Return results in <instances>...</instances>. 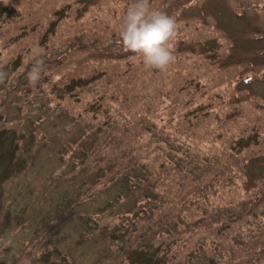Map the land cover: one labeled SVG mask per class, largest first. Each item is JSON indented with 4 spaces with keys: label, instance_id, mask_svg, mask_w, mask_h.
Here are the masks:
<instances>
[{
    "label": "rangeland",
    "instance_id": "obj_1",
    "mask_svg": "<svg viewBox=\"0 0 264 264\" xmlns=\"http://www.w3.org/2000/svg\"><path fill=\"white\" fill-rule=\"evenodd\" d=\"M133 2L0 0V264H264V0H150L166 71Z\"/></svg>",
    "mask_w": 264,
    "mask_h": 264
},
{
    "label": "clouds",
    "instance_id": "obj_2",
    "mask_svg": "<svg viewBox=\"0 0 264 264\" xmlns=\"http://www.w3.org/2000/svg\"><path fill=\"white\" fill-rule=\"evenodd\" d=\"M119 35L123 46L141 55L149 68L166 71L175 62L171 43L176 35L175 21L165 12L153 9L150 0H134L126 11ZM32 52L36 59L26 74L29 84L35 86L44 70L45 49L37 46ZM7 75L0 69V83L5 82Z\"/></svg>",
    "mask_w": 264,
    "mask_h": 264
},
{
    "label": "trees",
    "instance_id": "obj_3",
    "mask_svg": "<svg viewBox=\"0 0 264 264\" xmlns=\"http://www.w3.org/2000/svg\"><path fill=\"white\" fill-rule=\"evenodd\" d=\"M3 182H5V181H3ZM148 250H144L143 252H141V254H143L144 252H145V254H146V256L148 257V254L149 253H152V251H153V248H152V245H148ZM162 250H164L163 248L162 249H160V251H162ZM158 252H155L154 253V256L157 254ZM49 258V257H48ZM51 258V257H50ZM155 262H153L152 264H162V261H161V259L159 258V257H156L155 256ZM148 262L149 263H151L150 262V260H148ZM46 264V263H45ZM137 264H139V263H137Z\"/></svg>",
    "mask_w": 264,
    "mask_h": 264
}]
</instances>
